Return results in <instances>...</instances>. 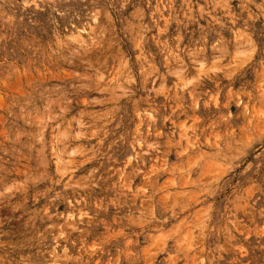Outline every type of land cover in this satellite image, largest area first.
<instances>
[{"label":"rangeland","instance_id":"rangeland-1","mask_svg":"<svg viewBox=\"0 0 264 264\" xmlns=\"http://www.w3.org/2000/svg\"><path fill=\"white\" fill-rule=\"evenodd\" d=\"M0 264H264V0H0Z\"/></svg>","mask_w":264,"mask_h":264}]
</instances>
